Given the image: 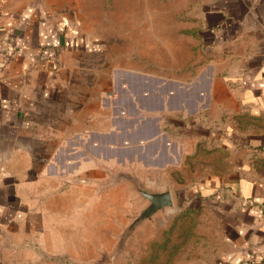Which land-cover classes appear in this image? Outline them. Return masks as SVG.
Segmentation results:
<instances>
[{"label": "crops", "instance_id": "1", "mask_svg": "<svg viewBox=\"0 0 264 264\" xmlns=\"http://www.w3.org/2000/svg\"><path fill=\"white\" fill-rule=\"evenodd\" d=\"M155 29L177 39L167 54L194 55L193 84H207L211 107L229 118V173L193 186L224 231L205 263L264 264V0H0V264H53L75 248L100 257L89 239L106 238L107 213L116 245L138 210L127 183L110 184L138 176L134 165L116 167L121 132L150 136L145 156L164 167L186 152L185 124L175 141L159 138L157 118L138 121L139 86L150 88L151 113L166 84L127 70L134 55L154 52Z\"/></svg>", "mask_w": 264, "mask_h": 264}, {"label": "rangeland", "instance_id": "2", "mask_svg": "<svg viewBox=\"0 0 264 264\" xmlns=\"http://www.w3.org/2000/svg\"><path fill=\"white\" fill-rule=\"evenodd\" d=\"M103 8L111 9L110 4L108 7L105 6V2ZM138 9V25L141 27L145 22L144 16L140 14L145 13V6L139 5ZM158 25H161V22H154V27ZM164 33L167 32L155 29V36L151 42L154 52L146 51L134 55L136 57L134 65L132 69L127 70H135L138 74H149L153 78L165 80L166 84H158L157 88H160L158 92L154 90L159 98L155 99L156 104L161 109H156L152 111L153 113L146 111L144 99L148 96L147 89L150 88L139 86L138 121L142 122L147 117L157 118L159 121L157 130L161 131L159 138L168 135L175 141L177 135H180L178 132L185 128V124L187 128L182 135L183 143H186V152L180 154L176 149L171 155L174 159L173 164L164 167L160 160L151 161L145 156L146 147L151 145L152 141L147 140L150 136L146 137L142 132L128 135L121 132L118 138L122 145L116 146L115 149L119 150V155L125 159L116 167L126 169L129 165H134L138 169V184L153 191L169 189L173 206L157 212L150 220L140 223L135 228L124 230L116 245L115 238L108 233L117 234L118 231L111 227L114 226L111 222L113 214L107 213L106 238L89 239L93 243L99 242V246L104 250L100 257H92L91 253L82 255V252L75 248L73 257H52L53 264H204L214 260L218 250L222 248L220 243L224 236L223 227L219 219L216 220L211 214L208 206L199 207V204L197 206V201L193 197V186L200 179L209 181L211 178L229 173V118L224 112L216 113L215 108L211 107V103L206 99L207 84H193L196 82L194 55L166 53L163 46L176 45L177 39L166 37ZM137 34L134 40L138 46L146 47L148 45L146 41L150 42V39L143 35L141 28ZM185 45L188 47V44ZM173 83L184 84L186 88ZM161 87H164L163 90ZM128 88L134 92L132 87L124 89ZM181 90L185 93L178 96ZM127 103L121 102L120 118H125L129 114ZM163 111L166 115L165 122L162 121ZM167 118H170L169 122H166ZM169 124L177 130L173 129L170 132ZM195 125L196 128L197 125L202 126L203 133L196 132ZM111 154L114 155L115 152ZM136 196L138 210L133 217L147 203L139 193ZM112 204L107 201V206ZM125 204L127 207L131 205V211L136 210L133 202L129 204L127 201Z\"/></svg>", "mask_w": 264, "mask_h": 264}, {"label": "water", "instance_id": "3", "mask_svg": "<svg viewBox=\"0 0 264 264\" xmlns=\"http://www.w3.org/2000/svg\"><path fill=\"white\" fill-rule=\"evenodd\" d=\"M117 181L127 183L133 193L136 195L139 193L147 202L145 207L142 208L139 213L132 218L131 223L127 227L129 230L135 228L146 220H150L157 212H160L166 208H171L173 206V199L169 189L162 191L148 190L138 184L139 178L133 173L131 175L122 173L120 178L112 179L110 184Z\"/></svg>", "mask_w": 264, "mask_h": 264}]
</instances>
